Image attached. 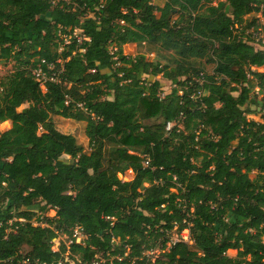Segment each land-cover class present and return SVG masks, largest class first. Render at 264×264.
Returning <instances> with one entry per match:
<instances>
[{
  "label": "trees",
  "instance_id": "16d2710c",
  "mask_svg": "<svg viewBox=\"0 0 264 264\" xmlns=\"http://www.w3.org/2000/svg\"><path fill=\"white\" fill-rule=\"evenodd\" d=\"M260 11L264 0H0V64L13 62L0 76V264H151L143 251L157 246L153 264H264V115L247 117L264 108V45L242 25ZM75 27L89 40L62 48ZM41 59L58 71L45 89L31 74ZM159 74L174 85L161 98ZM53 115L84 121L88 150ZM12 218L25 222L8 230ZM76 226L82 241L51 249ZM174 226L190 242L165 247Z\"/></svg>",
  "mask_w": 264,
  "mask_h": 264
},
{
  "label": "rangeland",
  "instance_id": "374dc122",
  "mask_svg": "<svg viewBox=\"0 0 264 264\" xmlns=\"http://www.w3.org/2000/svg\"><path fill=\"white\" fill-rule=\"evenodd\" d=\"M152 1L156 5L162 6L164 4L165 0H152ZM212 1H213V3H216L220 0H212ZM243 9L244 8H242V11H243ZM158 14L159 13L157 12V15ZM242 17H243V23H242L243 27L248 25L246 32H251L254 29V27L250 25V23L253 20L255 21V23H259V25H264V16L262 15L261 11L260 12H254V13L243 12ZM61 37H62V35H61ZM252 44L254 45L255 48H260V45H258L257 43L253 42ZM63 46H64V44L62 43V48H63ZM58 50L60 51L61 47H59ZM122 50H123L124 54L131 55V56H134L137 53H144L146 58L149 60H154L156 57H159L162 61H165L166 59L164 57L162 58V56L167 55L165 52H161L160 54H156L155 52H146L143 47H138L135 43L124 44L122 47ZM12 64H13V62H11V61L1 63L0 64V76L7 73L12 68ZM201 66L204 67V69L207 72L212 71V65L204 63V60H201ZM257 70H263V68L260 67V68H257ZM142 77H147V75L142 74ZM155 78H157L161 81V83H162L161 90L162 91H165V92L170 91L172 84L169 80L164 79L160 74L157 75L156 77H154V79ZM151 79H153V77H151ZM21 107H23V106H21ZM252 107L255 109V112L248 114L247 115L248 119H253L255 121L261 122L263 119V115H264V108L261 105H255ZM52 119H53L54 124H55L57 129H59L61 132H64V133L74 134L77 137L78 141L84 145L85 150H88V145H87L88 139H87L85 132H84V127H85L84 121H76V120H73L70 118H63L61 116H56V115H53ZM9 127H10L9 121H4V122L0 123V130H5ZM120 177L123 180H128L132 177V173L130 172V170H128L124 175H122ZM45 214L48 216H53L55 214V211L53 209H49L46 211ZM32 221L37 222L36 219H32ZM176 232H171V235L174 236L176 234ZM71 236H73V235H71ZM71 236L65 235V234H60L53 243L55 245H57V247H58V245L61 241L68 243ZM79 241H82V238ZM23 252H24V250L21 251V253H23ZM236 254H237V250H235V249H228L227 250V255H229L231 257H235Z\"/></svg>",
  "mask_w": 264,
  "mask_h": 264
},
{
  "label": "built area",
  "instance_id": "2783aa9c",
  "mask_svg": "<svg viewBox=\"0 0 264 264\" xmlns=\"http://www.w3.org/2000/svg\"><path fill=\"white\" fill-rule=\"evenodd\" d=\"M251 35V38L253 39V41L255 43H257L258 45H264V32L261 29V27H258L257 29H253L251 32H248ZM62 38H63V44H69L71 41L75 40L78 44H80L83 41H88L89 37L86 36L81 29L79 28H74L72 29L71 32L69 33H65L62 34ZM80 51H84V49H80ZM45 61L43 59L40 60V63H37V65L31 70V74L33 75L34 79L38 82L39 87L41 89H45V83L46 81H58L57 78V73L58 71L54 70V65L53 63H48L47 64V70H44L42 67V63H44ZM202 83V79L199 80V84ZM172 84V83H171ZM172 86H174L172 84ZM257 90V88H256ZM167 92L165 91H160L158 93V96L161 98L164 96V94H166ZM67 103V101H65ZM79 106H81L82 104L79 103ZM175 122L172 121H167L166 125H165V129L167 131H169L173 126H174ZM148 157L145 156V160L143 161V165L146 166L148 165ZM17 221V222H25V219L23 218H12L8 221L9 224V228L8 230H12L15 231L17 228V225H13V223ZM34 225L40 224L39 222H32ZM44 225V224H41ZM177 227L174 226L171 230L166 231V235L164 237H167V240L165 241V247L170 246L172 243L178 242V241H186V242H190L189 240V231L187 228H184L180 231H177ZM171 232H176V234L174 236L171 235ZM72 235L69 242H72L73 240H75L76 242H79V240L84 239L85 235L81 232V230L76 226L73 228L72 231ZM55 241V240H54ZM53 241V242H54ZM52 250H57V245H55L54 243H52L51 246ZM163 250L160 249V246L157 247H150L147 248L143 251V255L147 258L148 261L151 262V264H153L156 260V258L159 256V254L162 252ZM104 261L103 257H97V259H93L90 264H101ZM16 264H37L36 262L33 263L32 261H30L28 258H22L19 259L17 261ZM60 264V263H57ZM71 264H86V263H80V262H71Z\"/></svg>",
  "mask_w": 264,
  "mask_h": 264
},
{
  "label": "crops",
  "instance_id": "0c3cea01",
  "mask_svg": "<svg viewBox=\"0 0 264 264\" xmlns=\"http://www.w3.org/2000/svg\"><path fill=\"white\" fill-rule=\"evenodd\" d=\"M130 172L132 173V171L130 170Z\"/></svg>",
  "mask_w": 264,
  "mask_h": 264
}]
</instances>
